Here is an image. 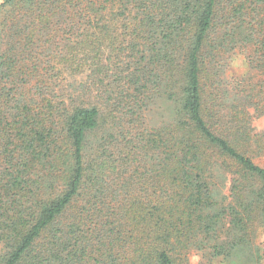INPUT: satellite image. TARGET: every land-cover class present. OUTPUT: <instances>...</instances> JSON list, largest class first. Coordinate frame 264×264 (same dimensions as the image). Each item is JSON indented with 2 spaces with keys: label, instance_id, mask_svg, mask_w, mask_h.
Wrapping results in <instances>:
<instances>
[{
  "label": "trees",
  "instance_id": "16d2710c",
  "mask_svg": "<svg viewBox=\"0 0 264 264\" xmlns=\"http://www.w3.org/2000/svg\"><path fill=\"white\" fill-rule=\"evenodd\" d=\"M262 118L264 0H0V264H263Z\"/></svg>",
  "mask_w": 264,
  "mask_h": 264
},
{
  "label": "rangeland",
  "instance_id": "374dc122",
  "mask_svg": "<svg viewBox=\"0 0 264 264\" xmlns=\"http://www.w3.org/2000/svg\"><path fill=\"white\" fill-rule=\"evenodd\" d=\"M235 68L238 69V70L240 69V67H235ZM256 124H257V126H258L259 128L263 127V126H264V118L258 120V121L256 122ZM262 242H263V244H264V237L262 238ZM263 264H264V261H263Z\"/></svg>",
  "mask_w": 264,
  "mask_h": 264
}]
</instances>
